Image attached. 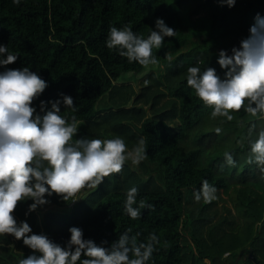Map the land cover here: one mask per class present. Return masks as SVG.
Returning a JSON list of instances; mask_svg holds the SVG:
<instances>
[{"label": "trees", "instance_id": "trees-1", "mask_svg": "<svg viewBox=\"0 0 264 264\" xmlns=\"http://www.w3.org/2000/svg\"><path fill=\"white\" fill-rule=\"evenodd\" d=\"M257 13L264 16V0H237L232 8L217 0H21L19 6L0 0V44L19 56L8 67L28 66L48 82L39 100L70 95L78 111L61 106V115H76L81 136L121 137L129 149L143 137L147 145V159L139 166L126 162L119 174L89 190L64 222L55 224L53 208L45 211L44 234L63 246L72 226L97 244H110L128 228L130 235L140 233L139 241L155 231L159 250L148 264H231L242 248L236 264H264V179L246 162L249 141L264 128V118L240 111L231 122L213 119L212 109L186 82L190 66L213 67L223 78L219 51L231 54ZM157 18L176 31L161 49H153L157 66L129 63L106 47L110 26L128 25L147 38ZM167 51L178 52L168 59ZM161 64L163 73L157 75ZM225 151L233 153L235 167L226 165ZM204 179L218 190L211 204L194 200ZM132 187L138 189L137 202L153 205L141 209L137 220L124 212ZM31 213L26 221L34 226L38 214ZM10 240L0 236V264H18L4 258L11 254ZM28 254L27 248L19 259Z\"/></svg>", "mask_w": 264, "mask_h": 264}, {"label": "clouds", "instance_id": "clouds-1", "mask_svg": "<svg viewBox=\"0 0 264 264\" xmlns=\"http://www.w3.org/2000/svg\"><path fill=\"white\" fill-rule=\"evenodd\" d=\"M221 6L232 8L237 0H217ZM17 6L21 0H13ZM176 31L162 18L155 20V30L147 38L137 35L130 26H110L106 47L116 50L129 63L137 62L144 68L155 67L159 59L153 49H161L165 37H175ZM18 55L7 45L0 44V236L22 240L30 254L18 264H148L158 251L159 236L150 232L145 241L140 233L130 235L128 228L110 244H97L85 239L78 226L68 229L70 238L60 245L44 233H34L26 220L17 222L15 212L22 202L31 200L25 216L50 203L53 195L66 204L75 203L85 189H97L104 180L119 174L126 162L133 166L147 159V145L141 137L129 150L124 139L89 138L79 135L82 122L76 115H61V106L78 111L70 95L60 93L59 99L39 100L49 87L36 71L28 66L9 68ZM170 59V57H168ZM217 63L224 71L221 78L210 66L187 68V86L204 106L211 108L213 119L231 122L234 114L244 111L254 118H264V16L257 13L249 34L231 54L220 50ZM148 81H145V85ZM39 100V111L34 102ZM253 129H249L251 135ZM217 135L222 132L215 129ZM248 164H255L264 179V128L249 141ZM226 165L236 166L231 151L223 153ZM217 188L207 179L193 193L195 202L211 204L218 199ZM138 189L126 193L124 212L132 220L141 218V209L152 210L145 200L137 202ZM138 206L134 207V205ZM108 245V246H105Z\"/></svg>", "mask_w": 264, "mask_h": 264}, {"label": "rangeland", "instance_id": "rangeland-1", "mask_svg": "<svg viewBox=\"0 0 264 264\" xmlns=\"http://www.w3.org/2000/svg\"><path fill=\"white\" fill-rule=\"evenodd\" d=\"M181 48H183V47L178 48V50H180ZM176 52H178V51H167V52H166V56H167V58L170 57V59H171L172 56L175 55L174 53H176ZM168 59H169V58H168ZM160 66H161V68L158 69V70L156 71V74H157V75H161V74L163 73L162 64H161ZM138 89H139V88H137V90H138ZM146 108H148V106H146ZM101 139H104V137H102ZM129 150H131V149H129ZM128 162H130V161H128ZM111 176H112V175H111ZM141 179H143L144 182H148V181L146 180V177H141ZM89 190H91V189H85V190H83V191L79 194V198H83V197L88 193ZM54 198H57L59 201H55ZM47 199L50 200V203L47 204V205H45V206H43V207L38 208V209L35 211V213L38 214V217H37V223H35V225L33 226V224H34V222H33V224L31 225V228H32V230H33L34 233H37V234H39V233H44L42 228H43L44 225L46 224V221H47V220H46V218L43 219L42 216H43V214H44L45 211L50 210V209H52V208H53V210L58 211L57 213L54 212V213H55V217L52 216V217L54 218L55 224H56L57 222H58V223H62V222H64L65 215H66L69 211H71L70 209H71L73 203H71V204H66V203H64V205H57V203H59L61 200H60L59 197H57V196H55V195H53L52 197H47ZM92 201H93V200L90 199V201H88V205L92 204ZM29 202L32 203L31 200H28V201H26V202H22V203H23V206H24L25 209L23 208V206H21V204L19 205L20 207H18V208L16 209V212H15L14 215H15V217H16V219H17V222L22 221V220H26L28 216H32V213H30L28 216H25V212H26L27 209H28ZM25 203H26L27 205H25ZM33 215H34V214H33ZM52 215H54V214H52ZM9 237H10V239H11L10 242H9V244H7L8 242H4V243H6L7 245H9V248L11 249V254L8 255V256H5L4 258H5V260L8 261V262H11V263H12V262H13V263H17L18 260H19V258L21 257V256H20L21 253L24 252V251L27 249V247L23 245L22 240H21L22 245H18V244H17V240H16L14 237H12V236H9ZM0 243H1V242H0ZM1 253H3V250L0 248V254H1Z\"/></svg>", "mask_w": 264, "mask_h": 264}, {"label": "water", "instance_id": "water-1", "mask_svg": "<svg viewBox=\"0 0 264 264\" xmlns=\"http://www.w3.org/2000/svg\"><path fill=\"white\" fill-rule=\"evenodd\" d=\"M244 251H245V248L240 249L239 252L237 253V256L233 260V263H231V264H236ZM249 254H250V252H249Z\"/></svg>", "mask_w": 264, "mask_h": 264}]
</instances>
